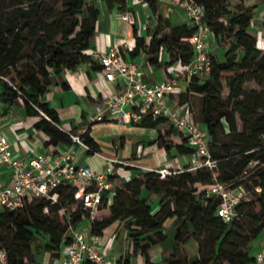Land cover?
<instances>
[{"label": "trees", "instance_id": "trees-1", "mask_svg": "<svg viewBox=\"0 0 264 264\" xmlns=\"http://www.w3.org/2000/svg\"><path fill=\"white\" fill-rule=\"evenodd\" d=\"M105 1L111 8L127 9V0ZM146 1L156 14L157 0ZM195 1L205 8L204 21L211 28L214 39L220 40L226 32L235 39L231 43L235 47L226 51L225 61H218L211 55L210 74L203 78L192 76L186 92L182 93L197 123L210 134L209 148L219 160L218 169L183 171L166 177L148 171L140 178L121 181L113 193L112 203L109 205V200L105 199L98 211L108 209L107 212L94 219L83 209L77 190L71 186L57 189L59 199L56 203L42 197L25 201L17 209L0 210V247L8 254V264H39V248L41 254L60 257L63 247L71 242L70 228L78 229L84 220L91 222L90 234L98 237L115 223L123 225L133 253L140 251L146 256L145 264H154L148 257V250L165 239V223L170 218H177V229L173 254L167 264L257 262V256L250 255L242 247L249 246L264 233V217L257 216L256 222L246 228L239 221L243 217L242 208L247 204L257 213L264 211V170L258 174L256 189L261 190L238 206V217L230 224L216 216L220 199L208 196V190L215 181L244 185L238 176L247 174L252 162L264 163V115L259 114L264 101L259 99L256 90L248 93L244 89L248 75L264 73V55L257 47V38L248 32L253 14L264 0H241L240 6L234 7H230V0ZM99 15L100 10L88 0L0 1V102L12 105L21 99L26 114L38 117L34 126L49 137L48 145L72 144L69 134L59 125L57 111L43 101L51 84L50 78L86 62L92 63L95 69L102 68L87 53L92 46ZM195 31L194 25L174 26L160 16L148 46L134 27V51L138 53L144 48L149 53L150 64L159 66L160 54L165 49L170 53L166 66L178 63L185 69L194 58V49L187 39ZM224 79L229 88L226 98L223 97ZM195 95L200 99L199 110L193 101ZM237 114L243 121L242 131L237 127ZM163 124L168 121L158 118L146 119L137 125L158 129L157 143L166 151L175 149L180 155L192 154L194 149L187 138L172 125L174 130L161 129ZM227 135L234 137L223 141ZM82 137L99 151L88 131ZM144 191L147 194L143 195ZM152 194L161 195L159 209L155 212L150 203ZM206 236L214 243L212 250L206 248ZM191 237L198 245L196 259L181 255V246ZM117 264H132L131 256H121Z\"/></svg>", "mask_w": 264, "mask_h": 264}, {"label": "built area", "instance_id": "built-area-1", "mask_svg": "<svg viewBox=\"0 0 264 264\" xmlns=\"http://www.w3.org/2000/svg\"><path fill=\"white\" fill-rule=\"evenodd\" d=\"M176 1L185 11L191 25L196 26L195 33L187 39L194 49V58L181 72L177 71L175 65L169 66L167 68L168 78L165 81L155 84L144 82L142 79L144 71L141 65L134 61H127L119 45L111 46L103 53L87 50L88 55L102 66L109 82L121 81L123 83L122 91L104 101L96 102L94 112L89 116L91 123L104 121L111 117H115L121 124H140L146 119L163 118L186 137L194 149L188 156V163L183 168L155 170L162 177L183 171H215L219 166V160L214 158L209 148L210 134L206 128L197 123L191 108L188 106L186 112L180 113L171 104V98L175 93L186 92L192 76L206 77L212 68L208 44L210 38H213V32L204 21L205 8L195 0ZM123 19L129 20L128 14H124ZM221 20L226 22L225 19ZM181 78L186 80V88L180 86ZM3 127L4 118L0 115V163L12 169L13 178L12 186L0 185V210L20 208L25 201H32L34 198L44 197L51 203H56L59 199L57 189L61 186H71L77 190V196L83 209L90 214L92 219L96 217L104 200H109L119 183L112 167H109L105 173H99L88 163L80 164L71 147L56 152H37L32 156L16 154L11 149L10 140L3 131ZM87 130L88 127L79 132H66L72 140V145L81 146L87 152L103 157L82 137ZM226 131L228 132L227 127ZM112 161L128 165L120 160ZM138 177L140 178L141 175ZM208 196L220 199L216 216L227 224L232 223L238 217V206L249 199L248 190L244 185L219 181L213 183L208 190ZM70 237L71 242L63 247L60 257L42 258L38 260V263L117 264V259L106 253L105 245L100 237L92 236V240L89 241L87 234L75 227L70 228ZM256 260L261 264L264 256L258 254ZM0 264H8V254L1 247Z\"/></svg>", "mask_w": 264, "mask_h": 264}, {"label": "crops", "instance_id": "crops-1", "mask_svg": "<svg viewBox=\"0 0 264 264\" xmlns=\"http://www.w3.org/2000/svg\"><path fill=\"white\" fill-rule=\"evenodd\" d=\"M157 2L158 12L154 14L146 0H127L125 11L120 10L118 6L109 7L105 0H88L89 4H94L100 10L90 49L103 53L111 46L119 45L127 61H134L141 65L144 71L142 79L148 84L163 82L168 78L166 63L170 60V53L163 49L160 54L161 65L152 66L147 50L141 48L138 53L134 51L136 47L134 27L148 46L158 26L160 16L174 26L184 23L191 24L176 0H157ZM124 14H128L129 20L123 19ZM211 40L212 38L209 43ZM96 64L100 65L98 62ZM173 65L178 72L184 70L178 63ZM50 81L48 93L43 101L48 102L49 106L59 114L60 127L65 131L74 132L88 127L87 131L97 143L103 157L89 153L78 145L63 143L48 145L49 137L34 126L38 117L26 114L21 99L12 105L0 102V115L4 118L3 131L8 136L14 153L32 156L37 152H56L71 147L80 164L88 163L99 173H105L109 167H112L119 183L123 180L117 173V167L137 170L136 174L130 178L132 179L144 172L163 168L178 170L181 169L182 163L184 165L188 163V156L178 154L175 149L168 152L157 143L159 132L156 128L142 127L132 123L121 124L115 117L93 123L89 121L96 102L104 101L123 90L121 81L111 83L107 80L103 68L95 69L92 63L86 62L74 70L53 74ZM186 85V80L181 78L180 86L186 88ZM171 104L180 113L188 110V104L181 92L172 96ZM112 160H120L128 165L115 163ZM0 185H13L12 169L3 163H0ZM152 196L157 197L155 194ZM114 225L109 227L103 236H100L106 253L115 259L128 254L131 256L132 264H145V255L140 251L133 253L128 232L126 230L122 232L124 226L119 223L118 226L116 223ZM176 229L177 218L168 219L164 229L165 239L157 242L148 250V257L152 263L167 264L173 254ZM87 232H85L87 239L91 241L90 228ZM196 246L198 247L197 244ZM42 258L51 259L53 257L50 253H42L37 260ZM84 264L90 263L85 262Z\"/></svg>", "mask_w": 264, "mask_h": 264}, {"label": "rangeland", "instance_id": "rangeland-1", "mask_svg": "<svg viewBox=\"0 0 264 264\" xmlns=\"http://www.w3.org/2000/svg\"><path fill=\"white\" fill-rule=\"evenodd\" d=\"M240 1L241 0H230V5L232 4L230 7H234L236 5L240 6L239 5L241 4ZM263 16H264V2H262L261 4L257 6L255 13L253 14L250 26L248 28V32L257 38V47L261 50L262 54L264 55ZM232 42H235V39L233 35L229 36L228 32H226L223 35V37H220V40L218 41L212 38L211 42L209 43L210 44L209 49H210L211 55L214 56L218 61H225L226 51H228L231 47H235L234 45L233 46L231 45ZM201 77L203 78L205 76H201ZM223 85H224L223 97L226 98L229 93V88L227 86V81L225 79L223 80ZM244 89L248 93L251 90H256L257 92H259V99H261V101H264V73L259 71V73L256 72L255 74L251 73L250 75H248L247 81L245 82V85H244ZM193 101H194L196 108L199 110V103H200L199 97L195 95L193 98ZM259 114L264 115V103H263V107L259 110ZM236 122H237L238 130L242 131L243 121H241L239 114L236 115ZM161 128L165 131H169L173 129L169 123L163 124ZM233 137H234L233 135H229V136L227 135V136H224L222 140L229 141ZM181 166L184 167V164L182 163ZM116 170H117V173L119 174V177L123 181H128L137 172V170H135L134 168L126 169L124 167H117ZM260 170H264V163L252 162L249 165V172L247 174L238 176V180L243 182L244 186L248 190L249 199H251L253 196H256L258 192L256 188H257V183L259 182L258 174ZM145 194H147L146 191L143 192V195ZM112 196L109 199V205L113 201ZM160 198H161V195H157V197L152 196L150 198V203H151L153 212L159 209ZM107 210H104V211L102 210L100 212H97L96 217L99 218L102 214H104V212H107ZM242 212H243V217H241L239 224L245 228L248 226H251L253 222H256L255 221L256 218L264 217V211L262 213H257L252 208V206L248 204L242 208ZM255 215L256 217H254ZM116 225L118 226V223H116ZM90 226H91V222L89 220H84L83 222L79 224L78 229H82L84 232H87ZM122 230H123L122 232H124L125 228L123 227ZM210 239L211 238L209 236L208 237L206 236L204 239V242H205L206 248L208 247L209 249L212 250L214 243L211 242ZM196 244H197V241L195 238L193 237L189 238L184 244L186 249L182 248L181 250L182 257L187 258V256H190L193 259H196L199 254L198 247L196 246ZM34 250L35 251L38 250L37 244L34 245ZM242 250L249 251L250 255L252 256H257L258 254H262L264 256V233H261L256 239H254V241L249 246H243ZM39 251H40L39 253L41 254L42 249L39 248ZM249 264H254V263H249ZM255 264H259V263L256 262ZM261 264H264V261Z\"/></svg>", "mask_w": 264, "mask_h": 264}]
</instances>
